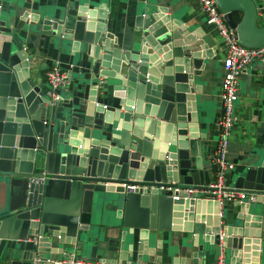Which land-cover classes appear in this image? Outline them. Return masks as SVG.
<instances>
[{
	"label": "water",
	"instance_id": "water-1",
	"mask_svg": "<svg viewBox=\"0 0 264 264\" xmlns=\"http://www.w3.org/2000/svg\"><path fill=\"white\" fill-rule=\"evenodd\" d=\"M213 2L239 44L264 45L252 0ZM104 8L73 3L45 17L26 7L14 26L0 15V264H30L34 256L38 264H109L114 257L125 263L133 252L129 264H142L143 256L160 264L151 257L160 251L162 232H192L201 241L199 251L226 248L233 263L246 264L249 255L257 256L249 250L255 251L264 227L261 198L243 204L236 221L226 225L199 215L212 200L194 193L173 199L171 191L157 189L209 190L211 176L200 157L204 137L195 134L194 114V77L201 59L211 57L206 44L155 9L135 18L137 35L129 50H121L105 32ZM235 11L238 22L231 18ZM25 22L69 43L85 63L80 79L90 87H76V95L51 103L27 75L19 35ZM100 94L116 107L106 111ZM259 158L235 176L232 187L264 194V149ZM91 207L113 211V222L102 231L81 224ZM30 235H39L35 245L24 242Z\"/></svg>",
	"mask_w": 264,
	"mask_h": 264
},
{
	"label": "crops",
	"instance_id": "crops-1",
	"mask_svg": "<svg viewBox=\"0 0 264 264\" xmlns=\"http://www.w3.org/2000/svg\"><path fill=\"white\" fill-rule=\"evenodd\" d=\"M252 1L258 15L256 24L263 26L264 0ZM73 3L78 7L84 5L88 9L104 6L105 32L113 36L121 50H129L130 44L137 35L135 18L155 9L166 12H163L164 15H167L177 26L186 29L189 34H195V37H199V40L206 44L211 57L201 59L199 75L194 77V84L199 87V92L194 94L196 104L194 114L195 134L204 137L199 142L202 169L210 174L212 180L213 168L210 157L215 149L219 132L216 122L220 116L219 90L226 45L224 46L225 41L223 42L217 35V29L206 23V14L199 2L197 0H0V15L8 16L10 24L14 26L17 19L28 11L26 7L30 13L34 10L42 16L54 17L59 11L70 8ZM236 15L240 19V12ZM35 24L29 25L25 22L24 30L19 32L28 56L27 75L33 84L41 87L46 94L44 71L53 62L58 61L67 79L66 89L59 91L60 100L76 95V87L84 86V89L90 87V84L87 86L86 81L80 79L86 73L81 55L72 53L69 43L60 38L44 35L35 30ZM91 85H94V81ZM107 90L109 91V87ZM237 94L233 110L236 120L230 130L225 154L226 160L233 167L223 173L224 184L228 187H232L237 174L244 173L260 160V151L264 149V63L253 61L241 70L237 80ZM97 101L100 105H105L106 111L116 107L114 101L106 98L104 94H100ZM245 203L224 202L222 206H218L215 216L214 202H206L200 206L199 215L202 218L207 216L212 223L218 218L226 225L233 224L236 217L241 214L240 211ZM249 203L251 206L255 202ZM113 219V211L105 209L99 212L91 207L89 214H84L79 221L82 222L81 224H88L90 228L96 227L102 231L113 222ZM195 236L196 234L192 232H162L157 237L161 241L160 251H155L151 258L159 260L160 264H216L218 256L221 255L223 264L233 263L226 248L214 247V250L205 253L199 251L198 244L201 241L196 242ZM257 239L259 242L255 245L257 246L255 251L251 248L249 250V254L257 252V256L249 255L246 264H264V227L261 228ZM128 241L125 238V243ZM134 254L136 253L133 252L125 263H134ZM253 257L255 261H252ZM114 258L111 262L118 263L116 257ZM142 262V264H154L147 262L146 256H143Z\"/></svg>",
	"mask_w": 264,
	"mask_h": 264
},
{
	"label": "built area",
	"instance_id": "built-area-1",
	"mask_svg": "<svg viewBox=\"0 0 264 264\" xmlns=\"http://www.w3.org/2000/svg\"><path fill=\"white\" fill-rule=\"evenodd\" d=\"M206 14V23L214 26L219 35L225 41L226 49L222 61V78L219 90L220 100V116L216 122L219 132L216 141L215 149L210 157L211 166L213 168V179L208 183L209 190H196L190 185H179L169 187L168 185H160L158 190L171 191V197L177 199L180 194H196L198 198L215 201L218 206H222L224 202L237 201L239 203L254 202L257 198L264 201V194L246 193L234 187H228L224 184L223 173L230 170L233 165L226 160V148L230 135V130L236 118L233 113L234 103L237 99V80L240 72L245 66L253 61L264 63V45L261 47H246L239 44L233 37L231 28H229L223 18V15L218 10L213 0H197ZM44 80L46 85V95L51 103L60 100L59 91L65 90L67 79L61 70L58 61L53 62L44 71ZM105 108V105H102ZM43 178H30V181L43 182ZM127 189H134V185H122ZM39 239V235H30L24 239V242L35 245ZM51 264H79L73 259L67 260H46ZM39 258L34 256L30 264H38ZM109 264H129V263H109ZM216 264H223V258L218 256Z\"/></svg>",
	"mask_w": 264,
	"mask_h": 264
},
{
	"label": "trees",
	"instance_id": "trees-1",
	"mask_svg": "<svg viewBox=\"0 0 264 264\" xmlns=\"http://www.w3.org/2000/svg\"><path fill=\"white\" fill-rule=\"evenodd\" d=\"M238 12H232V14H231V18H232V20L233 21H235V22H237L238 20H239V17H238V15H236Z\"/></svg>",
	"mask_w": 264,
	"mask_h": 264
},
{
	"label": "rangeland",
	"instance_id": "rangeland-1",
	"mask_svg": "<svg viewBox=\"0 0 264 264\" xmlns=\"http://www.w3.org/2000/svg\"><path fill=\"white\" fill-rule=\"evenodd\" d=\"M217 35L220 37V39L223 41V39H222V37L217 33ZM224 42V41H223ZM224 46H225V44H224ZM224 49H225V47H224ZM235 104V103H234Z\"/></svg>",
	"mask_w": 264,
	"mask_h": 264
}]
</instances>
